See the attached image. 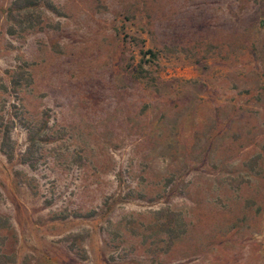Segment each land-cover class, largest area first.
Segmentation results:
<instances>
[{
  "label": "rangeland",
  "instance_id": "1",
  "mask_svg": "<svg viewBox=\"0 0 264 264\" xmlns=\"http://www.w3.org/2000/svg\"><path fill=\"white\" fill-rule=\"evenodd\" d=\"M0 264H264V0H0Z\"/></svg>",
  "mask_w": 264,
  "mask_h": 264
}]
</instances>
